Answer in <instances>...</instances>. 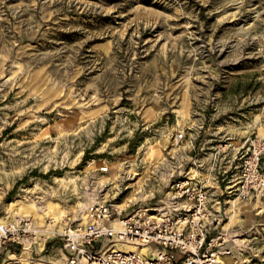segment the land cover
Returning <instances> with one entry per match:
<instances>
[{
    "label": "rangeland",
    "instance_id": "obj_1",
    "mask_svg": "<svg viewBox=\"0 0 264 264\" xmlns=\"http://www.w3.org/2000/svg\"><path fill=\"white\" fill-rule=\"evenodd\" d=\"M257 143L264 0H0V218L32 226L0 264H71L65 226L186 176L226 215L222 262L264 264V191L235 194Z\"/></svg>",
    "mask_w": 264,
    "mask_h": 264
},
{
    "label": "built area",
    "instance_id": "obj_2",
    "mask_svg": "<svg viewBox=\"0 0 264 264\" xmlns=\"http://www.w3.org/2000/svg\"><path fill=\"white\" fill-rule=\"evenodd\" d=\"M261 149L264 143L253 145L241 165L237 198L264 191ZM168 197L163 207H136L128 213L113 203L92 207L85 223L65 226L59 234L71 264H224L221 258L231 254L223 229L226 215L211 203L207 188L186 176L172 184ZM31 231L23 219L0 223V252L22 244ZM97 243L103 246L97 249Z\"/></svg>",
    "mask_w": 264,
    "mask_h": 264
},
{
    "label": "bare ground",
    "instance_id": "obj_3",
    "mask_svg": "<svg viewBox=\"0 0 264 264\" xmlns=\"http://www.w3.org/2000/svg\"><path fill=\"white\" fill-rule=\"evenodd\" d=\"M149 148H151V147H149ZM155 149H152L151 151H154ZM157 152V151H156ZM151 153V152H150ZM154 153V152H153ZM154 155V154H153ZM152 155V156H153ZM159 156V155H158ZM151 157V156H150ZM157 158V157H156ZM157 160V159H156ZM115 162V161H114ZM117 162V161H116ZM117 165L118 164H115L114 165V167H117ZM113 173V172H112ZM112 175V174H111ZM231 202V206H230V208H235L236 207V200L234 199V200H232V201H230ZM238 202V201H237ZM20 204V203H19ZM238 204V203H237ZM238 206V205H237ZM240 210V209H239ZM237 211V210H236ZM238 213V212H237ZM235 215H236V212L234 213ZM230 215V219L231 220H233V218H234V216L235 215ZM84 219V218H83ZM2 222H5L2 218H0V223H2ZM6 222H7V219H6ZM59 229H60V227H59ZM47 230H48V228H47ZM46 230V231H47ZM45 231V232H46ZM51 232V231H50ZM45 238V237H44ZM47 238V237H46ZM43 245V243L40 245V246H42ZM25 246H28V244H26ZM134 248L133 247H127V250H133Z\"/></svg>",
    "mask_w": 264,
    "mask_h": 264
}]
</instances>
